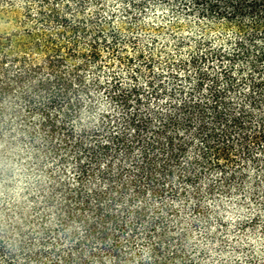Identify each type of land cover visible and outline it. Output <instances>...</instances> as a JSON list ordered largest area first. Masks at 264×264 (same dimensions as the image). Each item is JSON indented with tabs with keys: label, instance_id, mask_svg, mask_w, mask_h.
I'll return each mask as SVG.
<instances>
[{
	"label": "trees",
	"instance_id": "obj_1",
	"mask_svg": "<svg viewBox=\"0 0 264 264\" xmlns=\"http://www.w3.org/2000/svg\"><path fill=\"white\" fill-rule=\"evenodd\" d=\"M0 136V264H192L264 196V0H0Z\"/></svg>",
	"mask_w": 264,
	"mask_h": 264
},
{
	"label": "rangeland",
	"instance_id": "obj_2",
	"mask_svg": "<svg viewBox=\"0 0 264 264\" xmlns=\"http://www.w3.org/2000/svg\"><path fill=\"white\" fill-rule=\"evenodd\" d=\"M252 202L234 196L214 209L207 231L188 227L184 245L192 264H264V196Z\"/></svg>",
	"mask_w": 264,
	"mask_h": 264
},
{
	"label": "clouds",
	"instance_id": "obj_3",
	"mask_svg": "<svg viewBox=\"0 0 264 264\" xmlns=\"http://www.w3.org/2000/svg\"><path fill=\"white\" fill-rule=\"evenodd\" d=\"M24 155L23 149L17 147L14 143L11 147L4 142L0 136V190L3 189V184L19 183L22 176L27 172V160L22 158ZM7 177L5 180L4 178ZM2 194V191H0Z\"/></svg>",
	"mask_w": 264,
	"mask_h": 264
}]
</instances>
